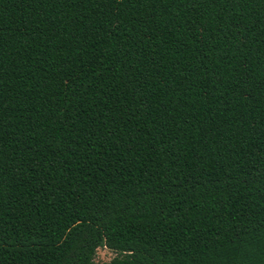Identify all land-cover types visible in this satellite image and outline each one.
<instances>
[{
  "label": "trees",
  "instance_id": "trees-1",
  "mask_svg": "<svg viewBox=\"0 0 264 264\" xmlns=\"http://www.w3.org/2000/svg\"><path fill=\"white\" fill-rule=\"evenodd\" d=\"M0 264H264V0H0Z\"/></svg>",
  "mask_w": 264,
  "mask_h": 264
},
{
  "label": "rangeland",
  "instance_id": "rangeland-1",
  "mask_svg": "<svg viewBox=\"0 0 264 264\" xmlns=\"http://www.w3.org/2000/svg\"><path fill=\"white\" fill-rule=\"evenodd\" d=\"M113 256V252L104 248L99 247L95 250L93 260L96 262L108 261Z\"/></svg>",
  "mask_w": 264,
  "mask_h": 264
}]
</instances>
